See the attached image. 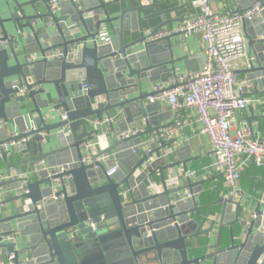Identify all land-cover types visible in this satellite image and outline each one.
<instances>
[{
  "label": "water",
  "instance_id": "95a60500",
  "mask_svg": "<svg viewBox=\"0 0 264 264\" xmlns=\"http://www.w3.org/2000/svg\"><path fill=\"white\" fill-rule=\"evenodd\" d=\"M49 1L11 0L0 11V154L4 175L15 169L13 178L0 182V262L264 264L263 195L253 200L238 194L237 201L218 197L202 217L193 196L196 184L188 178L186 187H167L163 172L179 164H166V150L176 140L146 146L145 135L121 137L141 123L147 132L163 125L154 114L159 104L147 103L150 93L142 88L166 84L182 60L175 56L180 44L171 43L179 34L146 41L142 22L163 16L159 0H135V7L123 0L124 8L119 0H62L53 11ZM220 1L226 12L232 6L231 12L243 13L254 3L263 8L261 16L242 24L247 51L240 72L242 97L261 99L256 119L262 120L264 0ZM149 8L155 15L143 18ZM102 28L111 34L109 44L95 41ZM135 32L139 38L131 40L128 34ZM57 49L61 58L54 57ZM247 110L253 115L252 106ZM102 119L109 122L92 126ZM94 141L98 154L84 164L83 145ZM11 143L16 162L8 164L3 147ZM187 150L174 153L182 161ZM144 164L151 172H138ZM66 165L61 174L49 172ZM156 172L159 193L147 189ZM185 191L192 197L185 198ZM9 193L14 194L4 196ZM225 227L229 241L221 246ZM13 232L17 239L3 242ZM201 236L208 244L198 241ZM202 246L211 252L191 255Z\"/></svg>",
  "mask_w": 264,
  "mask_h": 264
},
{
  "label": "built area",
  "instance_id": "2783aa9c",
  "mask_svg": "<svg viewBox=\"0 0 264 264\" xmlns=\"http://www.w3.org/2000/svg\"><path fill=\"white\" fill-rule=\"evenodd\" d=\"M61 1L50 0L48 5L50 10L53 11ZM192 5L197 9L194 17L183 21L175 28H163L155 34L148 31L144 35L148 42L159 41L175 34L184 38L199 36L204 52L201 68L193 73L176 75L166 84L152 85L150 95L146 99L147 103L166 104L172 114L170 123L149 132L144 126L129 129L121 137L126 139L145 135L146 146L159 145L160 142L168 143L176 138L180 139L179 135L189 126L190 118L193 117L195 122L193 124L198 126V134L206 137L213 149L215 161L209 167V171L217 173L222 178L226 198L237 201L242 171L251 166L259 168L264 165V142L256 138L249 127L237 124L236 119L240 111L246 110L248 106H258L262 101L259 98L242 97L243 81L235 73L237 62L246 55L242 24L261 16L263 8L259 3H254L243 13H223L214 12L210 8L209 0H195ZM110 36L109 30L102 28L95 41L106 45L110 42ZM71 52H74L73 49ZM62 56V51L57 49L54 57ZM34 60L35 58H31L32 62ZM82 89L86 90L87 86H82ZM21 93H24V90ZM65 118V115H62V119ZM108 122L107 119L95 120L92 126L100 128ZM180 140L186 142L187 138ZM23 142L25 140H21V143ZM13 147L12 143L4 145L3 150L9 155ZM168 150L166 156L173 152L172 149ZM146 151H149L148 147ZM97 154L96 143L89 142L83 145L81 162L88 164L91 157ZM1 157L0 154V159ZM164 159L167 160L166 157ZM40 165L44 166L43 163ZM68 167V165L58 167L49 172L51 175L61 174L67 171ZM146 171H149V167L144 164L138 172ZM14 174L15 172L10 170L8 176L0 175V182L13 178ZM187 177L194 179L196 176L190 173ZM147 189L153 193L159 192V186L151 182L150 178L147 181ZM184 197L189 199L192 196L185 192ZM91 228L93 231L97 230L95 225H91ZM17 237L18 233L13 232L3 237V242H14Z\"/></svg>",
  "mask_w": 264,
  "mask_h": 264
},
{
  "label": "crops",
  "instance_id": "0c3cea01",
  "mask_svg": "<svg viewBox=\"0 0 264 264\" xmlns=\"http://www.w3.org/2000/svg\"><path fill=\"white\" fill-rule=\"evenodd\" d=\"M21 2H26L30 0H18ZM119 6L121 8L125 7V2L123 0H119ZM129 3L135 7V0H128ZM195 0H159L158 7L160 12H164L163 16H155L148 21H143V33L145 34L148 31H153L154 28L160 26L163 21L168 22L166 26L163 28L165 29H172L178 26L183 21L192 18L196 15L197 9L192 5V2ZM145 1L143 0V4ZM150 0L146 4H149ZM10 7L12 5L11 0H0V11L6 6ZM210 8L214 12H223L226 13V8L220 0H209ZM231 11L235 10L234 7L231 6ZM230 11V12H231ZM155 15V10L152 8L145 9L141 12V16L143 18L147 16ZM128 34V33H127ZM131 36V40H136L139 38V33L135 32L133 34H128ZM172 44H180L178 48H176L175 56L178 58H182V60L176 65V75L179 74H189L198 71L204 60V52H203V43L199 36H191L184 38L182 36H176L171 40ZM247 48V46H246ZM247 51V49H246ZM245 57L239 60L236 64L235 73L240 80H243L242 74L240 73L246 66ZM152 84H146L143 86L142 90L143 93H150L152 88ZM245 98H257V97H250L247 96ZM258 99V98H257ZM260 99V98H259ZM253 107V115L249 113L246 109L244 111H240L237 114V124L239 125H246L252 131V134L264 142V119L259 120L256 119L257 116L261 115V108L257 105ZM261 111V112H260ZM264 112V111H263ZM155 118L158 120L161 119V124L165 125L170 123L172 119V114L170 109L166 104H159L156 110L154 111ZM159 122V120H158ZM194 120L193 117L190 118L189 126L185 127L182 133L179 135L180 139L187 138L186 142L181 141L179 138H176V143L171 145L170 148L172 149V154L168 155L169 159L167 160L166 164L171 163H178L179 165L166 170L163 172V175L166 179V184L168 188L174 187H186L187 185V175L190 173L195 174L194 179H190V181L195 185L194 189L196 190L193 196L196 199L197 206L200 208V214L203 217L206 212V205H210L216 201L218 197L225 196V186L223 183L222 178L215 172L209 171V167L214 163L215 156L212 153L213 149L206 137L200 136L197 132L198 126L193 124ZM195 123V122H194ZM143 126L142 123L139 125ZM96 143V141H94ZM21 143V141H20ZM22 144V143H21ZM16 146V145H14ZM188 147L189 150L185 151L183 162H186V167L181 165L179 158L175 155V150L180 148ZM97 149V147H96ZM167 149V152L169 151ZM98 151V149H97ZM189 156V158H188ZM16 162L15 154L13 151L7 156V163L13 164ZM15 172V169L12 168ZM4 164L0 160V174L3 173ZM149 172L151 170L149 169ZM150 181L157 184L159 186V191L161 190V182H160V175L158 172L154 173ZM264 165L256 168V167H249L242 171L239 180V194L241 197L244 198H252L253 200H257L259 195L264 196ZM187 192V191H185ZM183 192V196L185 194ZM159 193V192H158ZM14 193L4 194V196H12ZM239 196H237V200ZM11 207V205H10ZM217 206H211V212H217ZM197 221H199L197 219ZM208 224H205L202 230L206 229ZM238 230V227H235ZM217 229H215L209 238V243L214 244L216 239ZM200 243L206 242L208 244V240L205 239L204 236L198 238ZM229 241V230L228 228H223L220 233L219 243L221 246H225ZM199 248L198 251L192 252V256L201 255L204 253L211 252L209 250H205V248ZM208 264H211L209 260L205 261Z\"/></svg>",
  "mask_w": 264,
  "mask_h": 264
},
{
  "label": "flooded vegetation",
  "instance_id": "af4514ba",
  "mask_svg": "<svg viewBox=\"0 0 264 264\" xmlns=\"http://www.w3.org/2000/svg\"><path fill=\"white\" fill-rule=\"evenodd\" d=\"M1 160V159H0Z\"/></svg>",
  "mask_w": 264,
  "mask_h": 264
}]
</instances>
